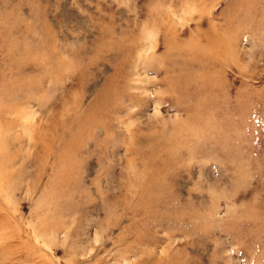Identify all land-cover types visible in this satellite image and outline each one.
Instances as JSON below:
<instances>
[{
    "label": "rangeland",
    "instance_id": "obj_1",
    "mask_svg": "<svg viewBox=\"0 0 264 264\" xmlns=\"http://www.w3.org/2000/svg\"><path fill=\"white\" fill-rule=\"evenodd\" d=\"M0 264H264V0H0Z\"/></svg>",
    "mask_w": 264,
    "mask_h": 264
}]
</instances>
